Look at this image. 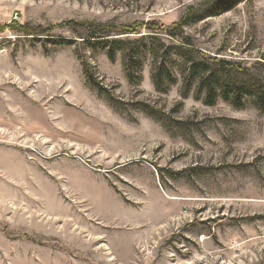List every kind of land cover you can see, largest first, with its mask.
Listing matches in <instances>:
<instances>
[{"label":"rangeland","instance_id":"rangeland-1","mask_svg":"<svg viewBox=\"0 0 264 264\" xmlns=\"http://www.w3.org/2000/svg\"><path fill=\"white\" fill-rule=\"evenodd\" d=\"M215 1L0 0V264H264V113L206 104L188 72L223 60L263 85L264 0ZM198 5L193 49L145 26L108 37L140 52L138 84L78 24L170 25ZM151 43L190 58L166 63V91Z\"/></svg>","mask_w":264,"mask_h":264},{"label":"trees","instance_id":"trees-1","mask_svg":"<svg viewBox=\"0 0 264 264\" xmlns=\"http://www.w3.org/2000/svg\"><path fill=\"white\" fill-rule=\"evenodd\" d=\"M239 0H216L212 5V13L221 11L226 7L235 6ZM199 5L194 8L192 6L187 7L185 14L178 21L170 24L164 25L157 22H148V23H136L132 26H120L114 27L110 25H100L93 24L88 21H81L78 24L83 26L87 32H89V40L87 44H96L99 45L103 50H106V53L109 57H113L115 52L120 50L123 52L124 56L127 58L125 63V73L126 77L130 83L138 84L140 79L141 70L143 67V59L139 56V51L134 50L133 42L130 39H113L108 38L110 35L116 34H127V33H138V30L145 26L152 33L155 34H165L173 39L180 40V42L188 48H191L192 40L190 36L185 33L186 25L191 22L199 21L202 19V15H197V10ZM193 18V19H192ZM192 19V20H191ZM69 21L62 22L61 25L68 24ZM16 31L25 34V35H40L42 32H48L50 29L44 28L40 25L31 26L30 24L18 25L15 27ZM149 55H151L156 63H158V70L153 74V82L157 90L166 91L162 87V72H165V78L168 80L167 85H173L176 83V76L174 71L166 69L164 70L166 63H173L172 66L177 63V59H173L175 53L184 55L180 52L178 48H175V51H172V47H162L158 48L154 43L143 45L142 47ZM187 52V51H186ZM189 52V50H188ZM186 60L190 58L185 57ZM214 63L218 64L214 72H210V67L206 63L193 62L190 63L188 68L189 70L198 75V89H202L205 95V103L212 105L215 102V99L220 96L223 99L227 100L236 107L243 105L244 96L248 95L254 98L258 108L264 113V84L260 85L261 82L252 85L249 82H238L232 80L228 75V69L242 70L240 65L232 62H227L223 60H213ZM209 73V74H208ZM85 74L87 79L92 82L93 75L92 72L88 69V66L85 65ZM229 84V85H228ZM191 86V83H189ZM188 85V86H189ZM250 87V88H249ZM188 91L183 93V96H186Z\"/></svg>","mask_w":264,"mask_h":264}]
</instances>
